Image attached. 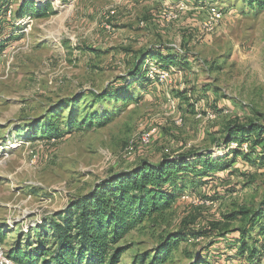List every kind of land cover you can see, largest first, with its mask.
Here are the masks:
<instances>
[{
	"label": "rangeland",
	"instance_id": "374dc122",
	"mask_svg": "<svg viewBox=\"0 0 264 264\" xmlns=\"http://www.w3.org/2000/svg\"><path fill=\"white\" fill-rule=\"evenodd\" d=\"M257 2L0 0V41L6 27L14 35L0 46V242L13 260L34 251L42 220L113 170L180 154L222 157L216 147L228 125L251 119L264 124V7ZM39 6L46 7L41 16L36 15ZM19 8L25 11L22 18L15 15ZM213 8L222 17L206 31L202 22ZM158 44L171 47L181 59L180 65L168 67L170 82H153L145 92L139 85L127 86L119 100L80 96L87 90L100 93L127 71L135 53ZM74 96L78 108L66 123L69 104L58 105ZM82 111L106 122L86 128L84 121L78 127ZM206 112L215 119H206ZM56 115L61 135L42 136V125ZM178 116L181 124H175ZM148 127L155 134L142 145L138 137ZM130 141L133 148L127 153ZM250 158L253 164L240 157L224 163L196 186L185 179L163 219L145 222L121 241L126 249L119 264H134L139 252L152 254L161 233H195L223 221L228 212L255 207L264 193V154ZM196 198L203 203H193ZM239 224L230 222L227 228ZM190 233L164 264H188L212 240L209 254L229 250L219 236Z\"/></svg>",
	"mask_w": 264,
	"mask_h": 264
},
{
	"label": "trees",
	"instance_id": "16d2710c",
	"mask_svg": "<svg viewBox=\"0 0 264 264\" xmlns=\"http://www.w3.org/2000/svg\"><path fill=\"white\" fill-rule=\"evenodd\" d=\"M256 5L264 7V0H258ZM45 8H36V15L41 16ZM3 11L4 7H1L0 15H3ZM24 12L19 8L15 15L22 18ZM5 29L1 33L4 38L0 46L6 45L14 36L10 28ZM141 57L143 60H140ZM147 60H153L158 68L165 69L171 65H180L181 62L179 54L171 47L150 45L141 53H135L132 64L114 83L108 84L100 93L87 90L80 96H89L94 100L113 96L119 100L124 97L123 92L127 86L139 85L144 92L151 90L154 84L146 75ZM78 103V96H74L58 105L69 104L66 123L76 113ZM82 113V119L76 124L78 127L84 121L90 123L86 128L93 124L101 126L106 122L104 117L96 113ZM58 119L57 115L48 118L42 125L41 135L59 137L61 132L57 126ZM226 130V138L216 147L222 157L180 154L162 157L155 162L141 159L127 168L113 170L93 184L88 192L73 198L63 210L42 220L37 226L38 241L34 251L25 255L21 261H14L22 264H119L126 249L121 241L131 230L145 222L157 223L159 218L163 219L172 208L176 195L184 187L185 179L189 180L190 186H196L214 177L217 171L225 167L224 163L231 165L240 157L246 163L253 164L250 155L263 156L264 124L251 119L242 125H228ZM243 143H247V151L241 149ZM236 221L240 224L227 228L230 222ZM189 233L179 229L159 234V241L152 249V254L136 253L133 256L134 264L166 263ZM192 234L219 236L226 240L224 247L231 251L209 254V248L215 242L212 240L206 244L208 246L203 245L200 250L197 249L189 257L188 264H229V261L260 264L264 254V193L255 207H240L228 212L223 215V221L211 222L208 227ZM227 235H233L232 239H227ZM213 255H220L223 263H220L218 256Z\"/></svg>",
	"mask_w": 264,
	"mask_h": 264
},
{
	"label": "built area",
	"instance_id": "2783aa9c",
	"mask_svg": "<svg viewBox=\"0 0 264 264\" xmlns=\"http://www.w3.org/2000/svg\"><path fill=\"white\" fill-rule=\"evenodd\" d=\"M5 14L10 17L11 16V9H7L5 11ZM166 20H168L170 18L169 14H164ZM222 17V12L219 9L213 8L211 9L208 13L206 18L203 20V27L206 31H211L215 25L217 24V22H219V20ZM146 75L148 76V78L155 83H159V84H166L168 82L171 81V73L169 69H165V68H158L156 66V64L154 62H150L147 65L146 68ZM170 107L172 109L175 108V103L173 100L169 99L168 100ZM197 116H200L199 113L197 114ZM205 118L206 119H215V114L213 112H206L205 113ZM182 118L180 116H178L175 119V124H181ZM155 134V128L154 127H148L145 130H143L141 132V134L139 135V140L140 143L142 145H148L152 142L153 137ZM235 145V144H233ZM133 148V144L130 141L126 146H125V151L127 153H130L132 151ZM248 145L247 143H243L241 145V149L244 151H247ZM31 162L34 164L36 162V159L34 158V156L32 157ZM187 195H183L182 198H187ZM193 203H203L202 201H200L198 198L194 199L192 201ZM205 204H210L211 201H204ZM193 239H189L188 241H192ZM0 264H22L19 262H16L14 260H12L6 253L3 244L0 242Z\"/></svg>",
	"mask_w": 264,
	"mask_h": 264
},
{
	"label": "crops",
	"instance_id": "0c3cea01",
	"mask_svg": "<svg viewBox=\"0 0 264 264\" xmlns=\"http://www.w3.org/2000/svg\"><path fill=\"white\" fill-rule=\"evenodd\" d=\"M226 238H227V236H226ZM228 239V238H227Z\"/></svg>",
	"mask_w": 264,
	"mask_h": 264
}]
</instances>
